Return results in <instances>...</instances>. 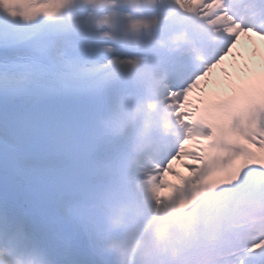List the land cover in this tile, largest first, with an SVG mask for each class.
<instances>
[{
  "label": "snow or ice",
  "instance_id": "snow-or-ice-1",
  "mask_svg": "<svg viewBox=\"0 0 264 264\" xmlns=\"http://www.w3.org/2000/svg\"><path fill=\"white\" fill-rule=\"evenodd\" d=\"M141 2L156 0H0V264H117L109 222L126 199L149 203L153 228L195 203L169 207L179 181L149 177L132 148L142 97L165 87L143 71L142 41L118 28ZM227 55V78L214 62L187 89L244 113L207 122L201 139L232 146V187L202 216L230 237L221 264H264V32L234 36Z\"/></svg>",
  "mask_w": 264,
  "mask_h": 264
},
{
  "label": "clouds",
  "instance_id": "clouds-1",
  "mask_svg": "<svg viewBox=\"0 0 264 264\" xmlns=\"http://www.w3.org/2000/svg\"><path fill=\"white\" fill-rule=\"evenodd\" d=\"M114 227H119V225H114ZM133 249L129 248L127 250L121 249V257L119 264H132Z\"/></svg>",
  "mask_w": 264,
  "mask_h": 264
}]
</instances>
